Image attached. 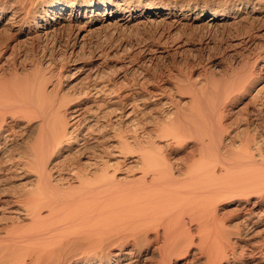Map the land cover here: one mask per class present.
<instances>
[{"label": "bare ground", "instance_id": "1", "mask_svg": "<svg viewBox=\"0 0 264 264\" xmlns=\"http://www.w3.org/2000/svg\"><path fill=\"white\" fill-rule=\"evenodd\" d=\"M245 20L258 26L226 77L168 83L186 106L141 95L134 65L131 83L109 79L119 42L86 46L137 21L166 41ZM245 251L264 264V0H0V264H235Z\"/></svg>", "mask_w": 264, "mask_h": 264}, {"label": "rangeland", "instance_id": "2", "mask_svg": "<svg viewBox=\"0 0 264 264\" xmlns=\"http://www.w3.org/2000/svg\"><path fill=\"white\" fill-rule=\"evenodd\" d=\"M207 16L208 15H205L206 18H207ZM244 22L240 21V22H237L238 25L233 24V25L226 26L225 28L224 27L216 28L215 30L214 29L206 30L204 28L202 29V27H200V26L198 28H196L198 24L193 25V26H188L185 28L182 27V28H180L181 30L179 28H177L173 32L174 36H172L173 38L175 37L176 41L172 37L171 38L173 40H171L169 38V39H167L168 41L167 40L162 41V39H160L158 37L159 36L158 33L160 32L159 30H161L160 27H156L155 25H150L149 23H146L145 21H141V22L137 21V22L133 23L134 25H133V27H131L132 30L130 28L125 29L123 31L118 29L117 31H115L116 35L113 38L108 37L110 39L107 38V35L109 34V32H107V34L106 33L104 34V32L99 33V35L101 37H99L98 34H93V35L89 36V38H87L86 46H87V49H88V46H89V48L94 49L97 46H98V48L101 46L105 48L106 46H104V45H108L107 49L113 50V48L118 45L117 42H119V44L122 45L121 50L122 49L126 50V51L122 50L119 53H120V55L124 54L125 56L124 55L123 56H120V55L115 56L114 54H110L109 57H107V59H106L107 63L105 64V66L107 65L106 66V72H107V69H108V72L111 71V73H109V75L107 74V76H109L108 77L109 79L118 78L116 76H121L122 78H120L118 81L120 83H124V85H127V84L131 83V81H132V79H134V77L137 79L139 78V83L141 85V87L139 86L140 87L139 90H140L141 95H143V96L146 95L145 93H147L148 91L149 92L152 91L153 95H154V93L157 95L158 90L161 88L160 90H163L164 93L166 92L167 96H169L173 99L175 98V100L177 99V101L179 100V103H181L182 106L183 105L186 106V103H187V105H189V103H190V97L186 96V95L181 96V94H176L177 92L174 89L170 88V85L168 83L173 81V77L177 73H181V74L192 73V77L194 78V81L197 80L198 83L203 82L205 71H207L210 75H213L215 78H218V79L221 77H226L227 74L229 73L230 68L234 67L236 61L240 58V56H242L244 54V44L242 43V40L246 39L250 35H253V32L256 30V28L258 26L257 23H254V24L250 23L251 25L248 24L249 23L248 20H245ZM231 26H233V27H231ZM178 29H179V31H178ZM135 30H137V31H135ZM189 30L192 33L189 32ZM177 31H178V36H175ZM104 35L106 36V38ZM114 38H115L116 42H114V40H113ZM100 40H102V41H100ZM152 40H153V42H152ZM178 40H180V41H178ZM98 41H100V42H98ZM110 42H112V43H110ZM95 43L98 45L96 46ZM114 43L116 44V46H114L115 45ZM164 45H165V47H164ZM135 46H136V48H135ZM60 48L63 49V45ZM60 48H58V49H60ZM30 50H32V49L30 46H28V44H26L25 47H23V53H25V55H26L25 59H23V62H22L23 65L24 64H26V65L30 64L33 61V57L36 56V54H34ZM127 50H128V52L130 51V53H128ZM154 50H156L155 51L156 54H154L155 53V52H153ZM193 50H195V51H193ZM132 51H134V52H132ZM141 52H143V53H141ZM121 53H123V54H121ZM126 53H127V55H126ZM144 53L147 55H145ZM165 54H166V56H165ZM37 55H39V54H37ZM113 55H114V57H116V59L119 62L117 60H115V58H113ZM119 56H120V58H119ZM87 57H84V59L80 58L78 61V63H79L78 65H81V64L84 65V63L87 61L86 60ZM110 57H111V59H110ZM8 58H7V60L5 59L2 61V63L5 65V66L3 65L5 68L9 64L11 65L13 62H16V63L19 62L20 63V60H15V58H11V57H8ZM53 59L55 62L59 61L60 60L59 54L57 53ZM131 62H132V64H128ZM129 65L135 66L134 68H136V73H134L131 70L129 72V68H128ZM116 69H118L119 71H117ZM238 70L241 71V70H243V68L238 69ZM83 72L84 73H81L79 75L78 81L80 80L79 83L82 82L85 84L87 76L85 77L86 71H83ZM133 73H134V75H132ZM131 75L134 77H131ZM83 80H85V81L83 82ZM127 81H129V82L127 83ZM79 83H78V86L82 85V83L81 84H79ZM137 88H138V86H137ZM163 88L164 89L168 88L169 91H166L167 89L164 90ZM142 90H143V92H142ZM170 95H172V96H170ZM247 102H248V99L244 98L237 104V107L235 109L236 121L238 120L237 126H241L243 124V118H241V117H244L245 114L247 113V111L249 112L252 110V107H250L251 105H249L250 103L249 102L247 103ZM245 109H247V110H245ZM156 110H158V109H156ZM156 110H155L156 113H158V112L161 113V111L158 110V112H157ZM153 112H151L152 115L148 114V118H147V116L144 117L146 119L152 118L149 123L143 125L144 130L145 129L148 130L149 128L153 129L155 127L154 125L159 121V119H160L159 113L156 115V114H154L155 112L154 113ZM150 115H151V117H150ZM156 117L159 119H157ZM238 118L240 119V121ZM141 120H145V119L142 118ZM150 123H151V125H150ZM152 125H153V127H152ZM252 133L254 134V131H252L250 133V135L253 136ZM185 144L187 145L186 147H188V146L191 147V141H186ZM177 157L178 156L176 155V158ZM242 254L243 255H241V257L239 256L240 258L237 257L238 258V259H236L237 263H235V264H244V263L249 264V262H251L253 260V255L249 254V252L245 251V253H242ZM239 259H241V260L239 261ZM154 261H155V259H153V261H152L153 264H154ZM185 261H188L187 257L184 260L183 259L179 260V262H176V263L174 262V264H183V263H185ZM199 261H201L199 264H203L205 262L202 257L200 258Z\"/></svg>", "mask_w": 264, "mask_h": 264}]
</instances>
